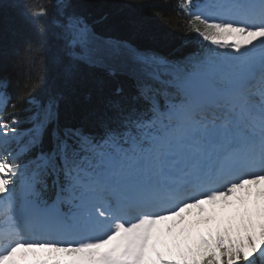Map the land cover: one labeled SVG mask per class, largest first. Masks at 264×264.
Returning a JSON list of instances; mask_svg holds the SVG:
<instances>
[{"label":"snow or ice","instance_id":"snow-or-ice-1","mask_svg":"<svg viewBox=\"0 0 264 264\" xmlns=\"http://www.w3.org/2000/svg\"><path fill=\"white\" fill-rule=\"evenodd\" d=\"M191 3L179 0L192 16L186 31L212 47L183 64L133 52L145 107L117 106L100 138L54 131L27 177L17 157L0 154V264H264V0H211L195 15ZM57 26L71 54L94 62L82 17ZM218 56L227 71H216ZM37 84L29 77L25 95ZM7 87L0 79V105ZM55 107L41 106L24 151L41 145ZM17 123L0 117V153ZM18 177L27 187L19 212ZM37 184L55 191L51 205Z\"/></svg>","mask_w":264,"mask_h":264},{"label":"trees","instance_id":"trees-1","mask_svg":"<svg viewBox=\"0 0 264 264\" xmlns=\"http://www.w3.org/2000/svg\"><path fill=\"white\" fill-rule=\"evenodd\" d=\"M57 2L0 0V79L7 78L11 97L7 114L18 121V129H30L41 106L56 101L54 119L41 145L23 150L32 133L20 143L24 155L18 162L23 164L33 161L38 149H52L56 130L80 129L100 138L105 126H116L117 106L143 108L136 99L140 73L133 52L161 56L174 64L203 59L209 53L196 33L186 31L191 18L179 7V0H66V7H57ZM30 5H46L48 16L35 19ZM68 15L82 17L95 34L94 62L76 58L81 51L74 50V56L59 38L57 25ZM29 77L38 80L30 96L24 87Z\"/></svg>","mask_w":264,"mask_h":264},{"label":"rangeland","instance_id":"rangeland-1","mask_svg":"<svg viewBox=\"0 0 264 264\" xmlns=\"http://www.w3.org/2000/svg\"><path fill=\"white\" fill-rule=\"evenodd\" d=\"M118 46V45H117ZM218 52H219V50H217ZM221 65L223 66V69H225V70H222V72H225V71H227V68H226V65L224 64V62H223V59H222V62H221ZM216 71H221V69H216ZM8 141L10 142V141H12V139L11 138H8ZM8 153H10L9 151H8V149H7V152H2V153H0V154H4V155H7ZM12 157H13V154H12ZM12 157H10L9 156V162H11V158ZM23 184H21V186H20V189H22L23 188Z\"/></svg>","mask_w":264,"mask_h":264}]
</instances>
